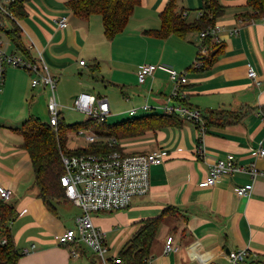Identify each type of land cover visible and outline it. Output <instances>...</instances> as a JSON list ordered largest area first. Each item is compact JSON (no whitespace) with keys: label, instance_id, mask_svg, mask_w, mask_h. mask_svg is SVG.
<instances>
[{"label":"crops","instance_id":"obj_1","mask_svg":"<svg viewBox=\"0 0 264 264\" xmlns=\"http://www.w3.org/2000/svg\"><path fill=\"white\" fill-rule=\"evenodd\" d=\"M70 1L25 3L18 23L29 57L2 31L10 29L7 20L0 28L4 50L28 59L41 57L51 68L64 123L86 120L74 109L75 98L83 92L108 99L109 118L114 119L110 124L128 119L130 110L144 105L160 110L167 103L175 104L170 101L175 84L165 72L157 71L139 83L144 64H166L185 72L188 83L180 90L179 102L203 115L212 111L218 115L203 136L195 123L186 120L180 127L120 142L127 154L160 150L166 156L151 168L148 194L136 197L125 210L93 216L106 234V245L112 250L109 257L118 256L146 220L173 208L159 227L149 264H223L231 251L239 249L249 250L248 264H264V176L238 172L221 177L212 187L199 186L210 167L230 154L239 165L255 164L264 170V157L258 155L264 147L262 18L240 16L247 11V0H218L225 8L216 22L222 48L212 64L196 69L193 64L203 44L198 33L156 35L162 26L161 13L171 0H141L126 29L112 40L106 37L99 15L77 16ZM206 1L176 0V12H187L185 20L192 24L201 18ZM62 16H68V28H58L55 20ZM249 64L257 73L256 82L248 77ZM32 78L25 70L8 67L0 92V185L13 191L10 202L18 212L10 225L21 254L18 264H92L87 247L81 246L80 256L74 257L69 246L59 243L60 235L75 227L80 208L67 197L52 201L51 206L45 203L35 184L30 155L22 148L24 139L18 129L26 120L33 116L48 123L38 115L48 112L50 90L32 88ZM243 186L251 188L249 196L237 193ZM167 247L172 250L165 253Z\"/></svg>","mask_w":264,"mask_h":264},{"label":"built area","instance_id":"obj_2","mask_svg":"<svg viewBox=\"0 0 264 264\" xmlns=\"http://www.w3.org/2000/svg\"><path fill=\"white\" fill-rule=\"evenodd\" d=\"M17 1L21 0H0V11L11 16L7 8ZM200 16H202V12ZM183 17H187V12L183 13ZM262 20L264 21V17ZM55 22L60 29L69 26L68 16H62ZM2 27H4V23L0 21V28ZM219 31L220 26L215 25L202 31L200 37L202 40L211 37L212 44H219L221 42L218 35ZM232 33L237 34L238 30H234ZM210 49V45H201L193 64L194 68L201 69L204 66L205 60L210 55ZM81 64L84 65L85 62L82 61ZM8 67L19 68L33 75L32 88L43 87L50 90L48 124L57 131L61 123V112L56 96L57 80L48 64L41 57L28 59L18 54L8 53L4 50L0 40V92ZM157 71L165 72L174 82L175 90L170 101H176L175 104L167 103L160 110L144 105L140 109L130 110L128 115L134 117L138 116L140 112L150 113L154 111L166 115H178L184 120L195 123L200 135L203 136L206 133L203 113L179 102L180 90L188 83L186 73L179 72L166 64H144L138 72L139 83H144L148 77L153 76ZM248 77L255 82L257 81V73L251 64L248 65ZM74 109L82 113L86 120H94L100 123L107 121L111 115V107L107 98L86 92L80 93L75 98ZM262 120L264 121V114ZM75 140L79 143L83 141V145L102 141L109 144L111 148L119 146V142L115 139H99L85 130H80ZM202 150L201 146L199 148L201 154H203ZM258 155L264 157V147L258 150ZM165 156L166 153L160 150L139 154H127L113 150L107 154L63 155L65 174L61 177V184L65 188L67 198L81 208L82 212L75 219V227L67 229L60 235L59 243L69 246L74 257L80 256V247L85 246L100 257L102 264H111L108 256L109 249L106 245V234L102 228L95 225L93 215L125 210L131 206L136 197L148 194L151 186V168L163 163ZM238 172L249 173L252 178L264 176V170H260L255 164L239 165L235 156L230 154L219 159L210 167L207 178L199 186L202 188L212 187L221 177ZM237 193L240 196H249L251 188L248 186L240 187ZM12 196V190L0 185V200L9 202ZM3 242L5 243V240ZM171 250V247H167L165 253ZM28 252L29 249L24 250V253ZM248 257L249 251L247 249L234 250L229 253L228 260L223 264H248ZM119 262L120 260L116 258L115 263Z\"/></svg>","mask_w":264,"mask_h":264},{"label":"trees","instance_id":"obj_3","mask_svg":"<svg viewBox=\"0 0 264 264\" xmlns=\"http://www.w3.org/2000/svg\"><path fill=\"white\" fill-rule=\"evenodd\" d=\"M27 1L29 0L17 1L8 6L7 11L12 17L0 11V21L4 23V20H7L10 23V29L6 31L5 28H2V31L6 32L20 52L29 57L30 53L23 42V31L18 23L25 13ZM140 2L141 0H72L68 5L75 15L82 18L99 15L104 24L106 37L112 40L126 29L135 8ZM176 7V0H171L161 13L162 26L156 32L157 36L167 38L176 34L180 37H186L192 32L200 35L202 31L214 27L217 20L225 13V8L218 0H207L201 18L192 24H188L183 13L176 12ZM246 7L247 11L241 14V17L248 19L264 17V0H247ZM203 44L210 45L211 50L201 69L212 64L222 48L221 44H212L211 37L204 39ZM214 50H218V52L212 56ZM217 117L218 115H215L213 111L208 115L204 114L207 131L217 122ZM184 121L186 120L178 115H166L154 111L134 117L129 116L128 119L114 124H110L109 119L102 123L85 120L74 124H66L61 119L58 130L55 131L48 123H43L40 119L31 116L18 131L24 139L22 148L28 152L31 158L39 195L46 204L51 206L52 201H60L67 197L65 188L61 184V177L65 174L63 155L107 154L113 150L124 152L120 144L121 141L138 138L150 131L156 132L170 126L180 127ZM80 130H85L99 139H115L119 142V146L111 148L109 144L102 141L78 146L75 137ZM173 211V208H167L160 216L146 220L140 230L116 256L120 262L115 263L116 258L113 257L110 258V263L149 264L152 245L159 227L164 217ZM17 215L18 212L14 203L0 200V263L2 264H18L21 256L15 245L10 226ZM92 264L96 263L93 261Z\"/></svg>","mask_w":264,"mask_h":264},{"label":"rangeland","instance_id":"obj_4","mask_svg":"<svg viewBox=\"0 0 264 264\" xmlns=\"http://www.w3.org/2000/svg\"><path fill=\"white\" fill-rule=\"evenodd\" d=\"M24 40L27 42V44H28V42H29V39H28V37H27V35L25 34V36H24ZM38 116H40V118L41 119H46V120H49V114H48V112L46 113V114H42V115H38ZM84 116V115H83ZM84 118H86L85 116H84ZM114 119H110L109 118V123L110 122H112ZM68 122V121H67ZM114 123H117V122H114ZM83 145L84 144V142L82 141L81 143H79V142H77V145L78 146H80V145ZM29 181H31V183L33 182V173H32V171L30 172V174H29ZM32 189V188H31ZM33 190H28L27 192H32ZM35 193H37V190H35ZM80 212H82V210H81V208H80ZM100 214H104V213H99V214H94L93 216H97V215H100ZM111 251L112 250H110L109 249V253H108V256L109 255H111ZM92 254H93V261L96 263V264H102V261H101V259H100V257L98 256V255H96L95 253H93V252H91Z\"/></svg>","mask_w":264,"mask_h":264},{"label":"water","instance_id":"obj_5","mask_svg":"<svg viewBox=\"0 0 264 264\" xmlns=\"http://www.w3.org/2000/svg\"><path fill=\"white\" fill-rule=\"evenodd\" d=\"M217 52H218V50H214V51L212 52V56H214ZM0 264H2V263H0Z\"/></svg>","mask_w":264,"mask_h":264},{"label":"bare ground","instance_id":"obj_6","mask_svg":"<svg viewBox=\"0 0 264 264\" xmlns=\"http://www.w3.org/2000/svg\"><path fill=\"white\" fill-rule=\"evenodd\" d=\"M211 50V49H210ZM249 251V250H248Z\"/></svg>","mask_w":264,"mask_h":264}]
</instances>
